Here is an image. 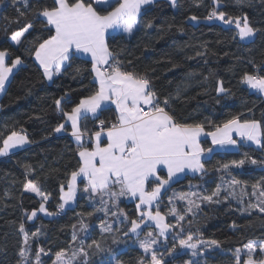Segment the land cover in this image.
Segmentation results:
<instances>
[{
  "label": "trees",
  "instance_id": "1",
  "mask_svg": "<svg viewBox=\"0 0 264 264\" xmlns=\"http://www.w3.org/2000/svg\"><path fill=\"white\" fill-rule=\"evenodd\" d=\"M52 5L53 0H29L28 7L22 2L13 5V0L0 3V50L7 49L11 59L19 55L24 61L12 75L0 98V146L3 136L12 130L23 129L32 141L26 149L0 159V264H17L20 261L18 251L23 237L18 229L21 223H24L30 237L32 232L40 229V236L30 238L29 244L33 259L39 248L44 249L47 253L41 254L44 264H53L57 251L68 249L70 255L72 249L79 246V240L72 244L73 226L86 244L95 239L106 250L90 253V264H101L102 260H110L111 264H138L140 258L145 256L143 250L139 248L135 236H123V231L130 225L127 222L121 224L110 214L105 216L103 212L94 211L99 205L89 201L87 194L78 193L75 206L57 215L47 216L37 212V217L32 221H28L25 215L38 209L41 202L40 197L23 190L27 179L36 181L49 194L46 207L55 213L60 203L59 186L66 184L70 173L78 167V149L69 136V127L62 136H55L53 132L57 124L64 122L54 100L69 93L71 102L62 104L65 111H70L79 98L90 95L97 88L92 74L87 70L90 69L89 60L79 58L74 61V67L86 69L75 78L72 69H69L48 83L30 54L35 39L47 38L48 35L44 31V24L36 19V10ZM213 7V0H178L175 8L168 0H157L142 9L141 21H154L153 29L141 28L131 37L123 33L110 34L109 47L122 50L119 58L124 61L125 68L147 74L162 98H173L171 110L180 121L204 123L206 132L233 116H239L241 120L256 119L264 125V98L250 92L242 83L245 73L264 75V0H243V4L238 0H219L218 11L233 17L247 14L250 23L260 29L247 43L239 40L236 29L225 28L205 19ZM20 12L25 15L20 16ZM193 15L198 17L196 23L189 19ZM17 20L19 23L15 22ZM27 22H32L34 29L27 34V41L23 45H14L10 39L11 33ZM219 82H223L228 93H217ZM114 116V109L108 107L100 118L110 121ZM97 123L92 119L84 121L90 131L98 130ZM201 146L212 148L208 139H203ZM245 154L257 160L264 159V150L250 145H239L236 151H215L203 160L206 174L186 175L167 189L159 204L160 211L167 214L173 206L183 211L186 206L183 201L174 200L169 204V197L174 192L203 191L208 194L213 191L221 183L222 173L216 171L217 167L231 160L242 159ZM160 174L166 178L164 172ZM232 175L248 182L247 191L251 193L250 185L264 178V167L246 163L241 169H232ZM228 178L224 176V179ZM80 187H83L82 183ZM236 191L240 193L239 188ZM248 201L249 197L245 196L243 204L235 198L222 200L219 204L203 203L202 210L195 217L188 216L182 222L184 232L180 233L181 237L186 236L189 230L195 233L199 228L204 239L221 242L218 250L198 258L201 264H205V260L207 264H235L236 248H243L249 241H264V214L255 210L250 214L241 211ZM252 202H255L254 198ZM118 208L127 213L129 219L137 218L136 203L129 202L127 197L120 198ZM117 210L111 208V211ZM78 213L81 215L78 216ZM81 219L89 226L87 233L79 231ZM102 220L121 231L101 233L99 225ZM188 220L192 221L191 225ZM167 222L175 224V217L168 215ZM151 230L153 226L145 227L140 239ZM178 232L179 228L170 231L165 242L166 249L173 246V237ZM114 236L118 238L117 243H113ZM176 243L178 247V239ZM166 249L163 255L169 264H183L191 258L182 249H178V255L170 257ZM241 259L243 261L245 256H241ZM145 264H148L147 259Z\"/></svg>",
  "mask_w": 264,
  "mask_h": 264
},
{
  "label": "snow or ice",
  "instance_id": "2",
  "mask_svg": "<svg viewBox=\"0 0 264 264\" xmlns=\"http://www.w3.org/2000/svg\"><path fill=\"white\" fill-rule=\"evenodd\" d=\"M17 2H22L25 7L29 6V0H13V5ZM238 2L243 4V0ZM153 3L155 0H53L51 7L43 6L36 10V19L44 24V31L48 35L43 39L37 37L34 43L28 42L33 43L30 54L42 69V76L53 81L54 77L62 76L72 69L75 78L86 70L73 66L74 61L83 56L89 58L90 69L87 70L98 87L90 95L79 98L70 111H65L62 104L71 102L69 93L54 100L64 122L57 124L53 132H65L70 126L69 135L75 140L78 149V167L70 173L66 184H60L61 203L55 213L46 207L49 194L36 181L27 179L23 190L34 193L41 198V202L38 209L25 215L28 221L36 218L37 212L47 216L57 215L64 211L66 205L76 201L78 193H84L89 201L99 205L94 211L103 212L105 216L110 214L121 224L127 222L130 225L123 231V236L134 235L139 248L143 250L145 256L140 258L138 264H145V259L148 264H169L164 255L157 251V246L166 242L170 230L175 228H179L180 232L173 237V246L166 249L168 256L178 255V249H186L191 258L183 264H201L198 258L218 250L221 242L204 239L199 228L195 233L189 230L186 236L181 237L180 233L184 232L182 222L188 216L195 217L202 210L203 203L219 204L222 200L235 198L243 204L245 196L249 197V201L241 209L242 212L250 214L255 210L264 214V178L251 184L249 193L248 182L232 175V169H241L246 163L264 167V159L257 160L245 154L242 159L220 164L216 171L222 173L221 183L208 194L203 191L174 192L169 197V204L174 200L183 201L186 205L183 211L173 206L168 209L167 214H163L159 208L163 195L178 174L186 171L207 173L202 158L206 153H212L213 149L201 146V136L211 137V143L220 147H236L240 141H245L264 150V125L256 119L241 120L239 116H233L222 124L215 125L212 131L206 132L204 123L182 122L177 119L175 112L171 110L173 98H162L147 74L124 67V61L119 58L122 50L116 51L109 47L110 30L113 34L131 36L141 28L153 29L154 21H141L142 9ZM170 3L174 8L178 6V0H170ZM213 4L206 20L215 19L227 25L234 24L241 40L254 38L260 31L250 23L247 14L229 16L224 11L217 10L219 0H213ZM24 15L25 13L20 12V16ZM189 19L196 21L198 17L193 15ZM15 22L19 23V20ZM32 29L34 24L27 22L11 33V41L17 46L23 45ZM23 63L21 56L11 59V53L7 49L0 50V94L5 93L13 70ZM242 83L264 93V75L245 73ZM216 91L218 94H225L229 90L224 88L223 82H219ZM175 98L178 99L179 94ZM110 105L115 106L114 119H101L102 112ZM88 119L98 122V130L90 131L84 125V121ZM233 134L240 138L239 141ZM30 143L32 141L23 129L12 130L2 138L0 157H7L12 150ZM163 170H166V178L160 174ZM31 171L29 168V172ZM224 176L229 178L224 179ZM80 183L83 184L82 188ZM237 188L240 189L239 194ZM121 197L138 200L137 218L129 219L127 213L118 208ZM253 198L255 202H252ZM111 208L118 210L111 211ZM168 215L175 217V224L167 222ZM188 223L191 225L192 221L188 220ZM142 225L154 226L156 231H148L145 238L140 239ZM88 227L81 219L79 231L87 233ZM232 227L235 228L236 225L233 224ZM99 228L101 233L121 231L114 229L105 220L101 221ZM18 231L23 239L18 251L20 261L17 264H44L41 258V254L47 255L44 249L39 248L33 259L29 244L30 238L40 236V229L32 232L30 237L24 223H21ZM161 238L165 240L162 241ZM71 240L72 244L79 240V246L73 248L70 255L68 249L57 251L53 264H90V253L106 251L95 239L86 244L78 236L75 226ZM117 242L118 238L114 236L113 243ZM242 252L246 256L243 261ZM234 261L235 264H264V241H249L243 245V249L236 248ZM101 264H111V261L102 260Z\"/></svg>",
  "mask_w": 264,
  "mask_h": 264
},
{
  "label": "crops",
  "instance_id": "3",
  "mask_svg": "<svg viewBox=\"0 0 264 264\" xmlns=\"http://www.w3.org/2000/svg\"><path fill=\"white\" fill-rule=\"evenodd\" d=\"M148 6V5H147ZM146 7V6H145ZM110 34H113V33H111V30H110ZM109 34V35H110ZM127 37H131V36H129V35H127V34H125ZM80 58H83V59H86V60H89V58L88 57H83V56H81ZM35 60V59H34ZM36 62V61H35ZM37 63V62H36ZM38 65V64H37ZM22 66V65H21ZM21 66H18V68L17 69H14L13 70V74L21 67ZM42 70V69H41ZM12 74V75H13ZM12 75L9 77V80L11 79V77H12ZM55 78V77H54ZM53 78V79H54ZM48 83H51L52 81H48L47 79H45ZM9 82V81H8ZM96 83V82H95ZM7 85V84H6ZM96 85H97V87H98V84L96 83ZM245 85V84H244ZM255 94H257V93H255ZM258 95V94H257ZM1 96H2V94H0V98H1ZM259 96H261V95H259ZM262 98H264L263 96H261ZM108 107H112L113 109L115 108V106L114 105H110V106H108ZM107 107V108H108ZM69 129H70V126H69ZM70 131H71V129H70ZM70 133V132H69ZM65 134V132H62V133H55V136H62V135H64ZM70 136V135H69ZM233 136H234V138L235 139H237L238 141H239V137L238 136H236L235 134H233ZM71 137V136H70ZM72 138V137H71ZM203 139H208L209 141H210V143H211V137H206V136H201V138H200V140L202 141ZM72 140L75 142V140L72 138ZM75 144H76V142H75ZM211 145H212V149H213V151H212V153L213 152H215V151H226V150H229V151H236L237 150V146L236 147H232V146H225V147H215V145H213L212 143H211ZM250 146H252V147H254V148H256V149H258L255 145H250ZM27 147H29V144L28 145H25L23 148H19V149H14V150H12V152H10V154H9V156L11 155V154H13V153H16V152H18V151H21V150H23V149H26ZM212 153H206L204 156H203V158H202V160H204V159H206V158H208ZM8 157V156H7ZM2 158H6V157H0V159H2ZM162 172H164L165 173V175H166V170H163ZM198 174H201V173H193V172H190V171H186L185 173H181V174H178V176L177 177H175L174 179H173V181L172 182H174V181H176V180H180L181 178H183L184 176H186V175H198ZM78 183H79V181H78ZM128 198V201L129 202H138V200L137 199H135V198H131V197H127ZM77 200V199H76ZM60 203H61V201H60ZM75 204H76V201L74 202V203H72V204H69V205H66L65 206V209L64 210H67V209H71V208H73L74 206H75Z\"/></svg>",
  "mask_w": 264,
  "mask_h": 264
},
{
  "label": "rangeland",
  "instance_id": "4",
  "mask_svg": "<svg viewBox=\"0 0 264 264\" xmlns=\"http://www.w3.org/2000/svg\"><path fill=\"white\" fill-rule=\"evenodd\" d=\"M155 1H157V0H155ZM169 2H170V0H168ZM214 21V23H218V24H220V25H222L223 27H225V28H234V29H236L235 28V25L234 24H232V25H227V24H224L222 21H218V20H213ZM191 22L192 23H196V21H192L191 20ZM236 31H237V29H236ZM238 38H239V36H238ZM253 38H251V39H248V40H241L240 38H239V40L242 42V43H247V42H249V41H251ZM13 44H14V42H12ZM15 45V44H14ZM245 86L248 88V90L250 91V92H252V93H257L258 95H261V96H263L264 97V93H260V92H258L257 90H254V89H251V88H249L246 84H245ZM240 139V138H239ZM239 145H253V144H251L250 142H245V141H240L239 142V144H238V146H237V150H238V148H239ZM215 147H220V146H217V145H215ZM226 151H229V150H226ZM199 175V174H198ZM182 179V178H181ZM176 181H178V180H176ZM176 181H174V182H171V185L173 184V183H175ZM138 202H136V204H137ZM185 203V202H184ZM155 208V207H154ZM40 213V212H39ZM40 214H42V215H45L44 213H40ZM146 226H144V225H142V230L145 228ZM151 231H153V232H155L156 231V229L154 228V226H153V230H151ZM171 231V230H170ZM169 234H170V232H169ZM132 236H134V235H132ZM169 236V235H168ZM145 238V236L143 237V238H141V239H144ZM161 240L162 241H164L165 240V238H161ZM166 244H165V242L164 243H162L161 245H158L157 246V251L159 252V253H162V254H165L164 253V251H165V249H166ZM243 249V248H242ZM182 251L184 252V253H189L190 254V252H188V250H186V249H182ZM246 251V250H245ZM258 251V250H257ZM241 256H244L243 255V252H242V254H241ZM245 259H246V256H245Z\"/></svg>",
  "mask_w": 264,
  "mask_h": 264
}]
</instances>
